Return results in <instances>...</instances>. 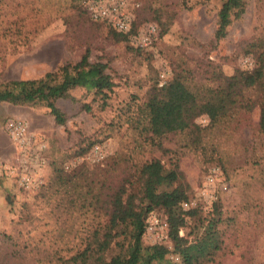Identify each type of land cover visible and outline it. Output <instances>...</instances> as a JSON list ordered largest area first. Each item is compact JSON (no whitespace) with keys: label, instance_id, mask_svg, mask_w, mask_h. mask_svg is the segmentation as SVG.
<instances>
[{"label":"rangeland","instance_id":"rangeland-1","mask_svg":"<svg viewBox=\"0 0 264 264\" xmlns=\"http://www.w3.org/2000/svg\"><path fill=\"white\" fill-rule=\"evenodd\" d=\"M244 1L217 39L222 0H0V83L39 79L86 51L114 83L105 107L84 88L57 100L63 125L44 105L0 103V264H65L105 222L101 207L126 174L153 159L181 172L185 210L206 217L218 209L223 242L209 264H264L260 91L246 90L243 107L216 123L200 116L197 133L169 134L160 146L139 123L150 88L176 71L203 91L218 85L216 74L256 66L245 46L264 39V0ZM187 219L181 235L192 240L198 224ZM146 224L143 244L172 250L163 213Z\"/></svg>","mask_w":264,"mask_h":264},{"label":"trees","instance_id":"trees-1","mask_svg":"<svg viewBox=\"0 0 264 264\" xmlns=\"http://www.w3.org/2000/svg\"><path fill=\"white\" fill-rule=\"evenodd\" d=\"M244 11V0H222L215 37L224 38L228 26L241 18ZM113 35L117 40L127 36ZM245 51L256 55V66L251 70L237 69L228 77L216 74L218 85L214 88L203 91L191 88L184 70L176 71L161 87L153 85L139 109L142 118L139 123L150 142L160 146V141L169 134L194 135L200 130L195 123L198 117L205 115L210 122H218L243 107L244 93L252 88L261 94L259 124L264 132V39L246 44ZM113 87L107 65L92 62L86 51L77 62L65 63L39 79L0 83V103L44 105L55 123L63 125L66 117L56 106L57 100L68 98L71 90L84 88L99 97L105 107ZM189 200L188 184L177 167L166 168L156 159L144 162L126 174L112 198L101 207L105 222L91 229L65 264H209L222 247L220 214L216 207L206 217L197 208L185 210L183 204ZM156 210L166 218L172 250L162 244H143L147 217ZM187 218L198 224L192 240L181 235ZM170 252L177 260L167 258Z\"/></svg>","mask_w":264,"mask_h":264},{"label":"built area","instance_id":"built-area-1","mask_svg":"<svg viewBox=\"0 0 264 264\" xmlns=\"http://www.w3.org/2000/svg\"><path fill=\"white\" fill-rule=\"evenodd\" d=\"M116 26H117V28H118L120 31H123V30H125V28H126L125 23H124V22H121V21L116 22ZM10 127H13V124H12V123L10 124Z\"/></svg>","mask_w":264,"mask_h":264}]
</instances>
